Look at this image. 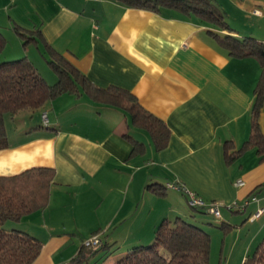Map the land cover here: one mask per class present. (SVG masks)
<instances>
[{
    "label": "crops",
    "instance_id": "0c3cea01",
    "mask_svg": "<svg viewBox=\"0 0 264 264\" xmlns=\"http://www.w3.org/2000/svg\"><path fill=\"white\" fill-rule=\"evenodd\" d=\"M212 1L231 28L214 32L264 45V0ZM16 30L30 39L27 45ZM209 31L172 10L133 9L114 0H0L3 59L27 58L54 85L46 58L52 49L94 87L134 96L169 131L159 151L127 113L85 95L63 94L42 109L7 114L0 177L54 171L45 207L16 225L42 244L33 264L73 260L83 244L69 257L55 255L82 233L100 235L112 250L130 242L103 263L112 264L128 249L150 244L163 221L203 222L166 184L221 204L223 231L254 228L250 243L264 234V213L254 217L264 210V160L255 147L227 159L250 137L260 62L229 56ZM258 125L264 136V104ZM133 142L141 147L134 150ZM239 180L242 187L235 186ZM234 202L241 210L226 208Z\"/></svg>",
    "mask_w": 264,
    "mask_h": 264
},
{
    "label": "trees",
    "instance_id": "16d2710c",
    "mask_svg": "<svg viewBox=\"0 0 264 264\" xmlns=\"http://www.w3.org/2000/svg\"><path fill=\"white\" fill-rule=\"evenodd\" d=\"M122 5L154 12L172 10L186 17L196 18L210 31L208 34L229 56L244 58L253 56L260 62V77L255 89L251 116V134L245 144L233 153L226 150L228 162L240 156L248 148H256L264 160V136L259 129L258 117L264 104V45L255 39L221 36L217 32H230L225 13L212 0H114ZM24 40L30 39L19 30ZM217 31V32H214ZM6 40L0 32V149L5 147L4 117L23 111L42 109L56 97L69 94L85 95L97 103L116 107L130 117L134 126L149 132L157 150H163L169 140V131L164 124L146 112L134 96L115 88L94 87L76 68L60 54L48 49L47 62L57 76L54 85H49L27 58L7 61L1 57ZM134 150L141 144L133 142ZM54 171L46 168L28 170L12 177H0V264H33L42 251L40 241L16 229L21 219L45 207L49 185ZM202 212V211H199ZM221 219V218H220ZM216 219V220H220ZM225 229L224 225L219 226ZM97 235V234H96ZM210 235L198 223L177 218L163 221L156 228L153 241L147 246H136L117 255L112 264H209ZM83 246L70 264H89L91 257L103 250L97 259L105 263L116 255L115 249L100 244L94 250ZM242 264H264V239L256 247L252 257Z\"/></svg>",
    "mask_w": 264,
    "mask_h": 264
},
{
    "label": "rangeland",
    "instance_id": "374dc122",
    "mask_svg": "<svg viewBox=\"0 0 264 264\" xmlns=\"http://www.w3.org/2000/svg\"><path fill=\"white\" fill-rule=\"evenodd\" d=\"M34 52L35 51L32 48L31 53L34 54ZM17 59H21V58L13 57V58H9L7 61H15ZM48 83L52 84V82H48ZM6 117H9V115L8 116L6 115ZM185 205L187 211H189L191 214H193L198 219H201L203 221L201 223L198 222L200 223V225L199 224L198 225L201 227V229H203L205 232H207L210 235L211 241H210L209 264H242L246 259L252 257L256 247L261 242V240L264 239V234H262L258 239L255 240V242L250 243V239L254 235V232L252 231L254 230V228H252V230L250 229V231L247 228H243V229L234 228L223 231L219 227L220 226L219 223L221 220H216L214 217H212L211 215L205 212H202L204 214H201L199 211L191 209L188 206L187 202H185ZM89 239H90V235L84 233L76 234V236L74 237L73 244L70 243L63 251L56 253L55 255L56 260H60L61 256L69 257L68 253L70 254L72 248L75 247V249L76 248L78 249L79 246H81L86 240ZM127 244L130 245V242H127ZM127 246H124L122 248H117L115 252L122 253L124 251V248L125 247L127 248ZM116 247H119V244L116 245ZM86 249L89 251L94 250L93 248L91 249L86 248ZM98 254L99 253H96L95 256L91 257L89 264L90 263L98 264L97 262ZM72 258L73 257H70L69 259L72 260ZM71 260L66 262V264L71 263L70 262Z\"/></svg>",
    "mask_w": 264,
    "mask_h": 264
},
{
    "label": "built area",
    "instance_id": "2783aa9c",
    "mask_svg": "<svg viewBox=\"0 0 264 264\" xmlns=\"http://www.w3.org/2000/svg\"><path fill=\"white\" fill-rule=\"evenodd\" d=\"M255 13L260 14L257 11ZM42 119L46 121L47 119L46 114L42 116ZM243 185L244 183L241 180L237 181L235 184L236 187H242ZM164 187L168 190H175L177 192L182 193L184 197L186 198V202L188 206L191 209L205 212L211 215L212 217H214L215 219L221 218V213H220L221 208H222L221 204L217 202H206L202 200L201 198H199L195 193L185 188V186L181 184H166ZM251 201H255V198H251ZM226 208L229 211L241 210L240 206L236 202L226 206ZM262 213H264V210H258V212L256 213L254 217L257 218L260 215H262ZM100 244H101V240H100L99 235H93L92 237H90L89 240H86L83 243V246L88 249H91V248L96 249L100 246Z\"/></svg>",
    "mask_w": 264,
    "mask_h": 264
}]
</instances>
